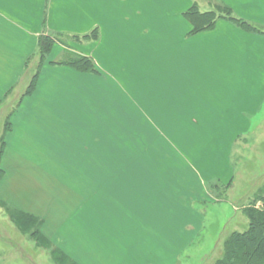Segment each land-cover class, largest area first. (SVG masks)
<instances>
[{"label":"crops","instance_id":"1","mask_svg":"<svg viewBox=\"0 0 264 264\" xmlns=\"http://www.w3.org/2000/svg\"><path fill=\"white\" fill-rule=\"evenodd\" d=\"M220 2L263 29L264 0H122L109 6V0H0V122H11L10 129H0V209L12 221V212L35 216L39 234L31 235L40 248L42 239L48 241L67 264H173L196 240L201 224L172 225V211L157 210L156 197L169 195L178 183L185 195L189 179L199 186L194 197L209 181L232 182L230 164H208L202 157L201 164H107L104 115L84 108L94 73L55 62L72 50L107 74L105 63L113 67L107 57H114L117 81L124 83L123 75L132 72L127 82L142 110L138 119L245 121V113L264 100V31L221 18L212 29L190 34L185 13L195 4L208 11ZM93 15L99 40L86 41L83 50L70 40L60 48L56 42L35 90L26 94L28 73L38 67L33 61L40 36L86 35L88 30L71 26ZM111 22L120 32L114 36L106 32ZM158 42H164L159 50ZM183 53L197 65L171 66ZM61 161L67 164H46ZM166 168L178 171L156 176ZM8 256L4 250L0 260Z\"/></svg>","mask_w":264,"mask_h":264},{"label":"rangeland","instance_id":"2","mask_svg":"<svg viewBox=\"0 0 264 264\" xmlns=\"http://www.w3.org/2000/svg\"><path fill=\"white\" fill-rule=\"evenodd\" d=\"M118 1L122 0H109L108 6L112 2ZM215 7L212 6L211 10H216ZM97 16L93 15L91 19H86L88 22L75 24L71 27H74L76 31L77 29L88 30L86 34L91 33L94 29H98L100 33V25L94 24L98 21V18H94ZM112 23L108 24L109 29L106 30L109 36L120 33L115 32V24ZM160 23L163 24V21ZM66 27L70 28V26ZM142 31L145 34L150 33L149 30ZM68 33H57L60 37V40L57 41L58 48L63 44L62 41L70 40L74 46L83 50L86 41H97L84 38V33H78L81 40H77L73 37L77 32H70V36H67ZM163 45L164 42L162 44L158 42L155 49L159 50ZM183 48L187 51V47L183 45ZM183 55V58H175L170 63L171 66L180 70L179 68L183 66L197 65L195 61H186L185 53ZM62 56L63 54L59 57L58 62ZM107 58L113 67L109 68L105 63L107 74L105 72L102 74L101 72L91 73L93 79L90 91L86 93V98L89 99L86 100L84 106L86 113L104 115V129L106 127L108 132L107 164H201L202 157L205 162L208 160V164H219L220 160V164H230L232 167V182L230 180L209 181L204 184L203 188L206 190L204 194H196L194 197L191 196V193L194 194V189L199 186H196V181L189 179L188 183L192 185L185 186L187 188L185 195L181 183L171 184L173 192L166 196L158 195L155 201L157 210L172 211L174 215L171 218L172 225H178L175 223L178 220L186 227L199 224L202 226L201 232L196 236L197 241L193 239L178 257H173L170 261L173 264H214L222 253L226 236L233 230L243 231L248 228L249 220L242 208L255 197L259 190L264 189V100L254 112L247 111L248 113H245V117H247L245 121L156 122L138 119L137 117L142 115V110L140 111L139 107L133 104L132 89L127 82L128 79H131L132 72L129 70L131 73L127 72L123 75L124 83L117 81L114 77V70L119 63L117 64L116 60L114 66V57ZM39 62V57H36L33 64L35 63L37 67ZM160 66H164L163 63ZM28 74V79L31 78L28 81L31 82L35 73L31 75L32 72H29ZM99 74L101 75L99 76ZM214 76L215 74L212 77ZM171 82L174 84L175 80L173 79ZM159 92H163V90ZM158 94L160 95V93ZM197 106L200 109L201 105ZM4 126L5 122L1 121V131ZM219 133H221L220 138H218ZM182 138H185L187 144L184 145ZM11 155H19V153ZM28 155L36 156L35 153ZM46 164L67 163L61 161ZM60 171L67 172L66 169H60ZM177 171L178 169H160L156 176L163 174L167 176L168 173L169 176H172ZM228 182L231 183L229 187L226 186ZM185 213L186 217H183ZM27 230V233L23 232L0 209V253H4L5 250L9 254L7 260H0V264H61L60 262L67 264V260H63L59 256L57 258L61 260L52 258L57 254L53 253L55 248H52L48 241L42 239L40 244L44 248H40V245H37V240L31 235V229ZM189 254L192 257H188Z\"/></svg>","mask_w":264,"mask_h":264},{"label":"trees","instance_id":"3","mask_svg":"<svg viewBox=\"0 0 264 264\" xmlns=\"http://www.w3.org/2000/svg\"><path fill=\"white\" fill-rule=\"evenodd\" d=\"M215 6V8H217L216 10L201 11L199 6L195 4L185 13L187 19L192 24L190 34L212 29L221 18L232 20L239 26L252 31H264L262 28L253 25L244 18L235 16L233 10L227 4L220 2ZM99 36V30L94 29L91 33L83 37L88 40H98ZM73 37L77 38V40H81V37L78 35H74ZM59 40L60 37L57 34L52 36L43 34L40 36L38 44L40 62L37 71L28 85L26 94H30L35 90L43 63L51 54L54 45ZM62 42L67 44V41ZM57 64L68 65L80 72L99 73L95 61L91 57L68 50L63 52V56ZM5 124L6 129H10L11 122L6 121ZM4 143V137H2L0 155L3 153ZM1 171L0 168V178ZM230 185L231 183L226 184L228 187ZM259 203H261V205H259ZM242 210L249 220L248 228L243 231L233 230L226 236L223 242L222 253L220 257L215 260L214 264H264V189L259 190L255 197L251 199L247 205L243 206ZM11 217L23 231L31 229L33 236L39 234L35 227V216L19 211L12 212ZM53 253L57 254V256H55L56 258L59 256V258L63 259L60 257L61 255L58 250L54 249ZM60 263L63 264L62 262Z\"/></svg>","mask_w":264,"mask_h":264}]
</instances>
